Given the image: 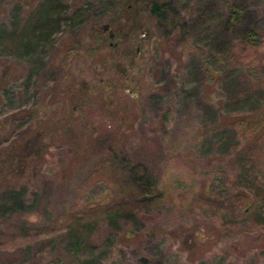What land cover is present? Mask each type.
<instances>
[{
    "label": "rangeland",
    "instance_id": "1",
    "mask_svg": "<svg viewBox=\"0 0 264 264\" xmlns=\"http://www.w3.org/2000/svg\"><path fill=\"white\" fill-rule=\"evenodd\" d=\"M151 1L0 0V264H264V0Z\"/></svg>",
    "mask_w": 264,
    "mask_h": 264
},
{
    "label": "trees",
    "instance_id": "2",
    "mask_svg": "<svg viewBox=\"0 0 264 264\" xmlns=\"http://www.w3.org/2000/svg\"><path fill=\"white\" fill-rule=\"evenodd\" d=\"M50 2V0H47ZM108 4L110 2H107ZM150 12L158 17H163L165 14V9L162 7L160 2L152 0L150 5ZM48 14V11L45 13L39 12V20H43V16L46 17ZM232 19L238 17V11H233ZM256 115L253 114L254 121L250 122L247 126V131L250 133H256L259 131V125L262 119H264V111L263 112H255ZM251 114H245L238 116L239 120H241V123L248 122ZM251 124V125H250ZM127 175H128V181L131 183L133 189L140 193V201L144 204H153L155 199L159 198V193L156 190V180L152 176V174L141 164L139 163H132L127 167ZM215 179L221 181L224 180V177L215 175ZM13 199V198H12ZM14 201V200H13ZM11 200V202H13ZM139 201V199H138ZM139 201V203H140ZM19 202H21L19 200ZM80 231L78 229H75V231H72L73 234V245L74 248L77 249V244L81 243L82 236H80ZM92 261L91 258H85L83 259V264H90Z\"/></svg>",
    "mask_w": 264,
    "mask_h": 264
},
{
    "label": "water",
    "instance_id": "3",
    "mask_svg": "<svg viewBox=\"0 0 264 264\" xmlns=\"http://www.w3.org/2000/svg\"><path fill=\"white\" fill-rule=\"evenodd\" d=\"M108 27V23L103 24V29H106ZM109 35L112 37L113 32H110Z\"/></svg>",
    "mask_w": 264,
    "mask_h": 264
}]
</instances>
